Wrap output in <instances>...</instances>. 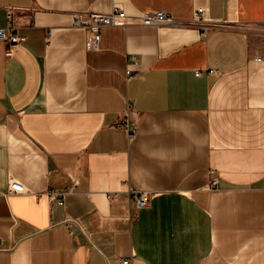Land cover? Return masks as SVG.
I'll return each instance as SVG.
<instances>
[{
	"label": "crops",
	"instance_id": "obj_1",
	"mask_svg": "<svg viewBox=\"0 0 264 264\" xmlns=\"http://www.w3.org/2000/svg\"><path fill=\"white\" fill-rule=\"evenodd\" d=\"M115 7L178 24L89 48L73 14ZM198 8L222 25L191 24ZM10 16L0 264H264V0H0Z\"/></svg>",
	"mask_w": 264,
	"mask_h": 264
},
{
	"label": "built area",
	"instance_id": "obj_2",
	"mask_svg": "<svg viewBox=\"0 0 264 264\" xmlns=\"http://www.w3.org/2000/svg\"><path fill=\"white\" fill-rule=\"evenodd\" d=\"M10 23L8 29L0 28V41H8L12 47L16 46L20 41L21 37L16 33L20 29V25L15 21L14 16H10ZM132 23H138L145 26H174L178 24V19L169 12L164 11H148L144 12L135 20H131L128 14L119 7H115L111 13L103 14L97 12L89 13H74L73 24L76 28H82L92 33L91 39L88 41V47L96 49L101 41V31L103 28L111 26H126ZM191 24L200 25L204 32L211 28L219 27L222 24L209 18L208 10L206 8H198L195 12L194 18L191 20ZM9 30V34H8ZM261 60V58H259ZM218 180L213 181L214 185H217ZM25 186L19 181L13 180L10 183L8 193H25ZM133 198L136 201L138 208L146 207L151 199V196L146 191L135 192ZM59 203L63 205V200ZM122 264H130L129 259L121 261Z\"/></svg>",
	"mask_w": 264,
	"mask_h": 264
}]
</instances>
